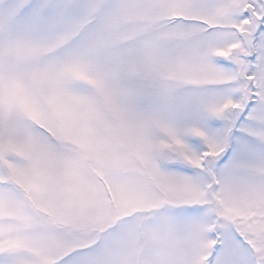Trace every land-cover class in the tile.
Listing matches in <instances>:
<instances>
[{
    "label": "snow or ice",
    "instance_id": "6c2138e0",
    "mask_svg": "<svg viewBox=\"0 0 264 264\" xmlns=\"http://www.w3.org/2000/svg\"><path fill=\"white\" fill-rule=\"evenodd\" d=\"M0 264H264V0H0Z\"/></svg>",
    "mask_w": 264,
    "mask_h": 264
}]
</instances>
